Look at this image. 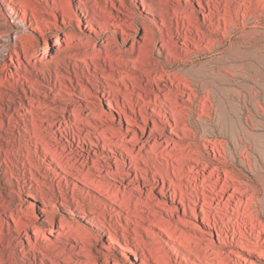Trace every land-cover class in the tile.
Returning <instances> with one entry per match:
<instances>
[{
    "label": "rangeland",
    "instance_id": "obj_1",
    "mask_svg": "<svg viewBox=\"0 0 264 264\" xmlns=\"http://www.w3.org/2000/svg\"><path fill=\"white\" fill-rule=\"evenodd\" d=\"M200 1L203 8L197 0H0V264H130L120 254L124 251L117 244L109 249L107 241L112 234L124 244L126 236L133 246V224L129 233L121 230L113 214L117 206L104 194L114 198L125 191L133 198L137 193L117 184L118 177L102 174L98 156L113 155L109 144L122 152V144L156 161L164 148L142 136L137 126L126 125L123 115L124 123L104 119L117 113L107 109L108 96L102 99L99 91L109 83L125 92L130 104L116 92L113 97L131 114L128 105L135 107L140 100L132 89L145 99L153 97L163 92L158 86L168 84L167 72L191 65L204 72L189 95L177 96L189 139L182 142L166 127L159 140L187 144L188 155L199 159L186 162L198 167V183L202 174L207 179L197 187L199 203L203 190L224 194L213 201L211 221L223 229L221 221H232L236 204L226 195H237L239 187L247 205L238 220L264 223V0ZM151 6L155 14L146 12ZM184 33L200 43L190 53L180 49L185 48ZM162 38L173 40L177 56L189 61L167 56ZM34 103L42 106L30 113ZM102 138L114 142L107 141L105 149ZM84 178L99 183L101 192ZM70 206L94 209L104 225L85 221ZM59 219L80 227V236L67 229L69 235L55 239L50 230H61ZM196 221L191 214L181 215L178 227L194 235L185 224ZM154 236L151 240L144 231L152 252L164 249L170 264H186L180 258L188 254L184 248L177 256L165 233ZM128 256L140 264L141 249Z\"/></svg>",
    "mask_w": 264,
    "mask_h": 264
},
{
    "label": "bare ground",
    "instance_id": "obj_2",
    "mask_svg": "<svg viewBox=\"0 0 264 264\" xmlns=\"http://www.w3.org/2000/svg\"><path fill=\"white\" fill-rule=\"evenodd\" d=\"M190 1L192 0H185L186 3H189ZM197 2L198 6L203 8L201 1L197 0ZM146 12L149 14H155L156 10L151 6L146 9ZM201 14L203 17L209 16L206 12ZM182 17L188 18V14L184 13ZM162 25L165 27L167 26L165 21H162ZM159 31L161 32L162 28H159ZM140 38L144 43L146 35H142ZM181 44H183L185 48L180 49L185 53H190V48H198L200 43L195 40V38H191L184 33ZM176 47L177 45L173 40L169 38L161 39V49L162 51L165 50L167 56L172 57L174 61L179 59H186V61H189L190 57L181 59L182 57L177 56L176 49L178 48ZM190 67L191 68L184 71L167 72L168 84L164 85L165 88H160L158 86L163 92H154L153 97L148 96V98L145 99L146 97L141 92L132 89L131 93H136L140 100L136 102L135 107L134 105H128L131 114L128 113L126 106L120 105L117 98L114 100L113 97L114 92H116L117 95L119 94L123 100L130 104L125 92H122L118 87L115 88L109 83L107 89L99 91V96L102 97V99L104 98L105 93L108 96L106 99L108 105L107 109L109 111L113 110L117 113L116 116L110 115L106 116L104 119H108L109 121L117 120L118 123H124L122 120L123 115L125 122L127 123L126 125L137 126L142 136L153 139L154 143L157 142L160 147L164 148L160 155L161 159L156 161H150L147 158L148 155L144 156L142 153H136L132 147L122 144L119 146L122 152L120 151L116 153L109 144L108 150L113 153V155L102 153L99 156L97 155L99 157L97 168L102 174L109 173L112 176L118 177L119 180H117V184H120L125 190L129 189L137 193V196L133 198L130 192L127 193L125 191L119 195L116 193L117 195H113L114 198H112L110 192L104 194L107 199H113V201H111L117 206V209L114 210L113 214L115 220L118 221V224L121 226V230L129 233V224H133V240L135 241V243L132 244L133 246H131L128 244V237L124 236L126 242L123 244L111 234L108 237L107 244L110 247L109 249H111L114 244H117L121 250L124 251L120 254L126 262L130 264H133V261L128 254L134 253L135 256H137L138 249H141L142 255L140 258V264H149L147 261L148 257L157 264H170L169 256L165 253V250L163 249L158 254L152 252L154 250H151L148 245L150 241L143 237L144 231L151 240L156 239L154 236L155 234L160 235L161 233H165L168 239L173 241V252H175L177 256H180V247L188 252L187 255L180 256L186 264H264V223L261 221H241L243 218H240V221L238 220V217L245 214L244 211H246V209L244 210L243 206L245 204L247 205V203L244 202L245 200L241 197L243 192L242 189L239 187L234 189V192H236L237 195H234L233 193H228L229 195H226L233 198L235 201L234 203L236 206L234 205V211L236 215L234 217H229L230 215L226 213L232 221H221L225 227V229H223L220 223L218 224V221H215L216 219L211 221V207L214 205L217 206V204H213V201L215 202L219 197L223 199L224 194L219 196L218 190L216 188H211L209 193L204 192V190L202 191L201 203H199L198 197H195L196 195L198 196V185H204L207 182V179L205 178V174H202V182L198 183L197 179L200 173L198 167L193 164H186V162H198L199 159L188 155L190 147L187 144L181 143L176 145L169 143L168 141L161 142L159 140L160 138H163L162 136L164 134H166V127H169L171 135L179 137L182 142L189 139L187 132L190 131V129L181 122L184 115V110L182 109L184 105L180 103L177 96H183L184 93L189 95L193 91L192 84L195 82V79H199L204 72L203 69L199 67L193 68L192 65ZM79 85L81 86L79 88L84 90V85ZM74 88H76V86H74ZM185 89H189L190 91L185 92ZM149 104H151V106H149ZM36 106L40 107L42 104L34 103L32 104V108L28 109V111L30 113L35 112L34 107ZM136 108H139L140 116H138ZM161 109H163L162 111L165 113H162ZM66 111L68 110H63V113ZM138 120H140L142 124H139ZM96 139H98V136ZM107 141L106 138V141H103L101 147L105 148L108 142H114L112 140ZM89 142L95 147L99 146L98 143L94 142L92 139L89 140ZM205 166L206 164L203 169ZM187 172H191V174H188ZM225 172L227 174L226 170ZM75 175L76 174H74L73 177L76 178ZM184 179L188 182L190 181L191 185L184 183ZM93 180L89 178L85 179V182L91 183L93 189L101 192L102 187L99 183L96 184ZM156 190L159 193L158 199L153 197V192ZM221 191L224 192V189H221ZM29 196L35 199L34 195L29 194ZM61 198L67 200L65 195H62ZM228 200L226 201L228 202ZM99 203L102 204L101 202ZM43 204L45 203L43 202ZM60 204H64L62 200L60 201ZM154 204L158 205L159 209L154 208ZM70 207L72 210L75 209V211L81 213V218L85 221L90 222L95 220L104 225L103 222L105 220L102 221L94 209L86 210L83 206ZM214 208L216 209V207ZM41 210L44 213L46 212L42 208ZM190 214L197 221L195 224L185 225L191 227V229L195 231L196 234L194 235L178 227V222L181 221V215L188 216ZM247 215L250 216L251 214L249 215L248 213ZM221 216L219 219H224V217ZM52 219L54 218H50V220ZM121 220H124L126 224H123ZM52 225L54 226V224ZM59 225L61 227L60 231L57 230L54 232L53 229H49L51 234L53 233L55 239L58 241L61 240V237H66V234L69 235L67 229L73 230V233L74 231H77L75 233H78L79 236L81 234L82 230L80 231L81 228L76 224L59 219ZM147 225H151L153 228H148ZM34 231L35 230H33V232ZM36 234L37 233H35V235ZM71 234L72 233H70V236L75 239ZM82 235L84 234L82 233ZM75 240L78 242V239ZM83 246L82 243L79 247ZM144 246L147 248L149 256L143 250L142 247ZM43 256L48 258V255ZM105 258L107 259V256Z\"/></svg>",
    "mask_w": 264,
    "mask_h": 264
}]
</instances>
